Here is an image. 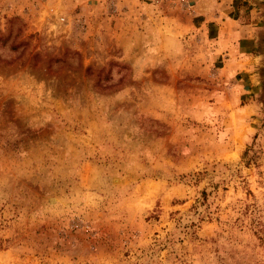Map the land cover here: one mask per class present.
<instances>
[{
    "label": "rangeland",
    "instance_id": "rangeland-1",
    "mask_svg": "<svg viewBox=\"0 0 264 264\" xmlns=\"http://www.w3.org/2000/svg\"><path fill=\"white\" fill-rule=\"evenodd\" d=\"M215 50L181 6L0 0V264H264V59Z\"/></svg>",
    "mask_w": 264,
    "mask_h": 264
},
{
    "label": "crops",
    "instance_id": "crops-1",
    "mask_svg": "<svg viewBox=\"0 0 264 264\" xmlns=\"http://www.w3.org/2000/svg\"><path fill=\"white\" fill-rule=\"evenodd\" d=\"M188 10L194 23L212 36L214 53L225 65H254L264 59V6L258 0H148ZM210 39V38H209ZM249 61V62H248Z\"/></svg>",
    "mask_w": 264,
    "mask_h": 264
},
{
    "label": "water",
    "instance_id": "water-1",
    "mask_svg": "<svg viewBox=\"0 0 264 264\" xmlns=\"http://www.w3.org/2000/svg\"><path fill=\"white\" fill-rule=\"evenodd\" d=\"M264 6V0H258Z\"/></svg>",
    "mask_w": 264,
    "mask_h": 264
}]
</instances>
